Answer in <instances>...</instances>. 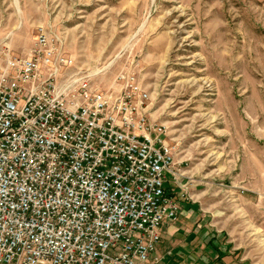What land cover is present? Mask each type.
Returning <instances> with one entry per match:
<instances>
[{"label": "rangeland", "instance_id": "374dc122", "mask_svg": "<svg viewBox=\"0 0 264 264\" xmlns=\"http://www.w3.org/2000/svg\"><path fill=\"white\" fill-rule=\"evenodd\" d=\"M40 26L99 85L134 72L150 91L179 215L214 238L199 256L264 264V0H0V58L27 55Z\"/></svg>", "mask_w": 264, "mask_h": 264}, {"label": "built area", "instance_id": "2783aa9c", "mask_svg": "<svg viewBox=\"0 0 264 264\" xmlns=\"http://www.w3.org/2000/svg\"><path fill=\"white\" fill-rule=\"evenodd\" d=\"M176 157L136 73L103 87L38 27L0 58V264L159 263Z\"/></svg>", "mask_w": 264, "mask_h": 264}, {"label": "crops", "instance_id": "0c3cea01", "mask_svg": "<svg viewBox=\"0 0 264 264\" xmlns=\"http://www.w3.org/2000/svg\"><path fill=\"white\" fill-rule=\"evenodd\" d=\"M189 205L191 206L192 204ZM182 211L184 210L180 204V214ZM183 215L182 217L179 215L176 221L169 220L163 225L162 240L155 253L161 260L156 264H213L210 259L212 257L219 258L220 250L215 247L214 249L218 251L216 250L215 254L209 251L210 257H208L207 255L199 256L198 249V244L204 238L209 237L210 231L195 218H187L183 217ZM213 241L214 238L209 237V244H207L209 248L214 243Z\"/></svg>", "mask_w": 264, "mask_h": 264}, {"label": "trees", "instance_id": "16d2710c", "mask_svg": "<svg viewBox=\"0 0 264 264\" xmlns=\"http://www.w3.org/2000/svg\"><path fill=\"white\" fill-rule=\"evenodd\" d=\"M167 190H168L169 194H172L171 191H170V187L168 186V184H167Z\"/></svg>", "mask_w": 264, "mask_h": 264}]
</instances>
